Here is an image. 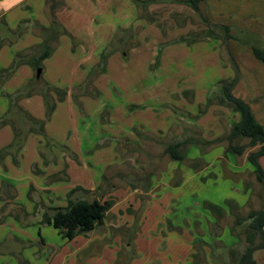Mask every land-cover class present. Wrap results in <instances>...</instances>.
<instances>
[{
	"label": "crops",
	"instance_id": "obj_1",
	"mask_svg": "<svg viewBox=\"0 0 264 264\" xmlns=\"http://www.w3.org/2000/svg\"><path fill=\"white\" fill-rule=\"evenodd\" d=\"M107 1L108 4L110 3V7L115 5L116 8L117 6L120 8L113 12L108 11L105 0H38L37 3H35V0H0V18H4L11 29H16L22 22L31 21L30 23L33 24L34 28L36 27L37 31V34L31 35L38 37V41L31 45L26 44L24 42L25 38L22 36L19 37L21 41L17 44V48L9 47L7 42L0 48V73L12 66L17 55L23 56L26 54V56L20 58L21 62L11 74L4 78L0 77V119L4 120L0 126V241L5 240L7 237L17 238L12 235V232H19L22 234L23 239H17L23 241L22 245L24 246L30 245V242H36L39 244L40 250L43 247L47 250L52 247L57 248L54 253H59L58 255L61 257L58 264H113L125 246V225L131 226L133 224L131 216L125 218V199L139 197L152 200L151 202L155 206L144 207L142 221H145L146 216L156 214L159 215L160 223L162 221L161 217L166 215L169 206H172V196L184 198L181 200L197 197L203 201L204 207L206 201L220 206L222 204H219V201L215 199H224L225 206L222 205L221 207L224 206L223 209L227 207L229 210L230 206L228 207L225 201L232 203L233 206L243 207L252 192V188L247 187L242 179L234 184L230 178H218L216 181L213 179L212 183L203 186L197 175L185 176V179L178 186H171L173 175L170 173H165L158 179L157 175L152 172L150 178L145 177L143 187H129L128 189L125 184H117L118 182L115 181L116 179H119V181L125 179V173L117 172L118 170L115 172V169L125 168V161L131 157L128 156L129 154L148 155L145 144L140 143L139 140L166 135L174 138L171 142L182 141L191 137L195 138L194 134H199V138L212 142L204 146L187 145L185 149L189 161L190 158L200 157L207 162L206 156L209 149H211L209 147L216 145L214 147L222 149V155L229 156L228 170L230 173L240 174L245 169L255 172V166L248 160H245L244 166H240L235 161L237 155L230 152L225 153L226 147L223 142L233 123L240 120V113L222 102L221 96H215L209 114L195 119L192 110L200 101L196 102L194 98L193 100H187L181 96L185 88L186 90L195 89L199 86L194 81H186L188 77L190 79L192 75H195L191 68L193 65L192 54L199 46L202 47L199 52H205L203 62L213 64L216 61V75L213 76L215 78L207 79L208 83L204 85L205 87L206 85L217 86L220 89L219 95H222L220 82L230 81L237 76L235 66L230 62V59L228 60L229 55L232 54L231 47L223 38L222 40L209 37L208 40L211 38V41H206L209 44L212 43V40H219V42H213V49H211L204 41L189 45L185 40V36L188 34L185 36L160 34L164 41L159 42L158 45L156 44L155 49L152 50L156 56L160 48L163 53L162 59L155 61V57L152 55L150 61L144 65V68L147 69L150 64V68L146 71L151 77L143 80H131L126 77L127 72L124 71L125 56L129 57V51L123 55L121 54V48H117L116 51H111L109 61H107L108 72L104 73H109L110 63L113 59L119 62L120 69L115 70L116 74L110 75L105 81L101 80L98 75L97 79L93 81L94 83H88V85L87 82H89L91 72L99 63L104 49L107 50L113 43L115 45L118 43L117 46L124 44L125 38L121 35L117 38L116 43L114 39L117 30H115L111 37L103 43L102 48L98 49L95 34L93 32L92 34H84L79 26H76L75 29H78V35L84 36V38L89 35L90 42L88 47H82L79 52V59L74 63L73 68L68 70V81L66 78L65 80L58 78L40 81L41 76L32 77L34 71L30 66L34 65V60L40 54V49L46 37L57 34L51 30L53 18L65 31L59 35L58 39L50 40L48 42L50 45L51 42H55V44L59 40L62 42L64 36L67 35L64 33L68 30L73 31L64 22L66 15H69L74 21L80 14L83 17L82 21L89 22L87 26L90 31H92V23H96V17H102L106 20L108 15L113 14L120 22L129 21L125 20L126 12L123 6L125 0ZM131 1L133 2V0ZM134 1V4L132 3L135 6L134 14L136 18L140 17V19L144 16H147L149 20L154 19V15L164 14L163 10L168 12L169 17L175 16L180 5L181 7L187 6L189 14L195 11L189 5H183V3L175 5L173 9L163 2L156 3L155 1V3L146 4V7H144L138 1L145 0ZM247 2H250V5L254 3L255 6L254 8L250 7L248 18L244 15L242 22L238 20L239 29L247 31L248 34H261L262 30L260 32L258 28L248 23V20L259 19L260 22L256 24L261 25V22L263 24L264 9L259 10V3L262 2H259V0H247ZM21 7L28 10L25 11ZM28 15L34 18L31 20ZM223 15H225L224 12ZM217 20L214 18L213 22L224 23L226 21L225 19L222 22ZM167 21L169 22V20ZM83 26L84 24L81 29H83ZM197 29L202 30V27H197ZM118 30L122 31L120 34H125L123 33L125 27ZM32 32L35 31L32 30ZM142 35L132 34L131 39L137 43L136 46L141 44V39L158 40V36L154 34ZM197 35L202 36L201 34ZM223 35L217 34L216 37L220 38ZM200 39H205V37ZM223 43L228 55L221 53ZM205 46H207L206 49H204ZM28 49L32 50L29 52ZM60 49L59 47L58 51ZM232 49L237 54L238 61L235 59L237 64H240L244 69H249L256 78L255 83L261 102L257 105L248 103L257 121L264 125V66L253 59V56H249L250 50L242 52L240 42L234 40ZM218 53L220 60L216 56ZM49 57L44 61L48 60ZM162 64L164 67L161 66ZM188 65H190L189 71L187 69ZM217 66L221 67L222 71L217 70ZM24 68L33 72L28 73L27 77L23 79ZM184 70L185 74H181ZM127 71L134 72L130 71L129 68ZM43 72L44 68H42V74ZM78 72L79 74H77ZM176 74L182 76L172 85L170 77ZM117 78L125 79V83L122 80L117 84ZM241 81L242 79L236 83L234 89L239 86ZM45 86L65 91L63 99L58 98L56 90L52 89L50 91V98L56 102L55 109L50 117H47L46 111ZM164 87L169 88V90H165L167 98L164 102L168 100V97H180L182 102L178 104L182 109L179 112H173L168 117V123L165 126L162 125L161 119L163 102L161 90ZM106 88H109L110 92H107ZM123 88H125V100H116L120 98V95H117L115 90ZM213 88L207 89L210 91ZM207 89L203 91L204 98ZM111 92L112 94L109 95ZM117 93L119 94V91ZM95 94L98 97H95ZM91 100L96 101L99 107H94L89 111L87 104ZM182 104H186V106L183 107ZM60 109H66L63 112L67 115L65 124L56 122L54 118ZM35 121L43 123V132L37 130ZM17 133L22 134L23 137L20 144L16 143ZM213 140L221 141L213 142ZM200 148L204 149L203 153H201ZM196 159L194 160L196 161ZM171 162L178 165L185 161L171 160ZM260 164L264 168V156L261 157ZM189 168L190 166L186 167V171ZM232 184L237 191L232 190ZM78 187L93 192L100 191L99 188H102L98 198L113 200L103 223L86 234L77 235L72 240L63 238L58 229L54 227L59 238L57 246L51 244L41 234L36 237L37 239H33L31 232L27 233L26 231L34 228V226L39 227V229L53 227L38 222H40L44 213L52 214L51 208L66 207L69 204V194ZM72 197L77 200L85 196L83 191L79 190L75 191ZM206 209L211 212L209 208ZM29 221L34 222L31 223L32 228L28 227L31 226L27 224ZM194 245L193 240L190 246L191 249ZM39 251L34 252V256L36 255L37 258L44 256V253L40 254ZM17 253L19 257L28 260L30 264L36 260V258L33 261L26 259L27 255L23 254L24 251H17ZM84 259L86 261L83 263ZM154 260L161 261L160 259ZM47 264H51L49 260ZM132 264L145 263L137 259ZM189 264H192V262Z\"/></svg>",
	"mask_w": 264,
	"mask_h": 264
},
{
	"label": "rangeland",
	"instance_id": "obj_2",
	"mask_svg": "<svg viewBox=\"0 0 264 264\" xmlns=\"http://www.w3.org/2000/svg\"><path fill=\"white\" fill-rule=\"evenodd\" d=\"M37 1L38 0H35V3H37ZM155 1L156 3L163 2L167 6H171L173 9L175 5L179 3L188 5L187 3L180 0H149L147 4L150 5L155 3ZM246 1L247 0H205L202 3L201 12L206 18L212 21L214 18L218 19V22H222V20L225 19L226 21H224V23L230 26V34H237V36L239 35L240 41L238 42L241 43L242 52H245V50H250L249 56H253L251 50L252 46H257L264 49V22L263 24L261 22V25H257L256 23L260 22L259 19L248 20V23L252 24L253 27L258 28L260 32L262 30L261 34H248L247 31L239 29L238 20L242 22L244 15L246 18H248L247 16L249 14L250 7L254 8L255 6L254 3L250 5V2L246 3ZM105 2L107 4L106 7L108 11L113 12L120 8H118V6L116 8L115 5L110 7V3L108 4L107 0H105ZM114 2H118V0H115ZM134 2V0L133 2L131 0H125L123 5L126 12L125 20L129 21L120 22L119 19H117L113 14L108 15L106 20H104L102 17H96V23L93 22L91 26L92 31H90L87 26L89 22H86V20L82 21L83 17L80 14H78V17H76L74 21L69 17V15H66L64 22L68 25V27H71L73 31L68 30V32H65L64 34H67L68 36H64L62 42L60 40L56 44L55 42H51V45H53V50L49 59L43 62L44 65L42 64L44 72L43 74L41 73L42 75L39 80L49 81L58 78L65 80L66 78L68 81V70L73 68L72 66L79 59V52L81 51L82 47H88L90 42L89 35H87L85 38L84 36L78 35V29H75L76 26H79L81 32L84 34H92V32L95 34V38L97 39L96 46L98 49H101L103 43L111 37L115 30H117L114 41L116 42L117 38L122 35L125 38L124 44L117 46L118 43L116 42V45L113 43L108 49L111 51H116L117 48H121V54L123 55L129 51V57L125 56L124 71L127 72L126 77L131 80H143L151 77V75L146 71L150 68V64L149 68L147 69L144 68V65L150 61L152 55H154L155 61H160L162 59L163 53L161 52L160 48L156 56L152 50L155 49L156 44L158 45L159 42L164 41L160 34H175L176 36H185L188 34L185 36V40L189 45L196 44L197 42L201 41H211V38L208 40L209 37L207 36L205 39L197 38V34H206L209 29V26L204 24L201 13L197 11L190 12V17L188 12L189 9H187L188 7H181L180 5L175 16L169 17L167 14L168 12L163 10L165 13L154 15V19L149 20L147 16L141 17L140 19V17L136 18L134 14ZM259 2H262L259 3V10L264 9V0H259ZM23 10L26 11L28 9L24 8ZM223 12L225 15H223ZM28 18L32 20L34 17L28 15ZM167 20H169V22ZM30 22L31 21L25 22L19 33L21 35L20 38L24 36V42L31 45L38 41V37L32 36L33 34H37V31L35 29L36 27L34 28L32 26L33 24ZM83 24V29H81ZM19 26L13 30H17ZM119 26L125 27V32H123L125 34H120L122 31L118 30L121 28ZM196 26L198 28L202 27V30L197 29ZM243 26H245V24H243ZM1 29L0 34H5L3 32L4 29ZM213 29L215 30L216 34H224L223 30H219L216 27H213ZM32 30L35 32H32ZM132 34H154L155 36H158V40L141 39V44L136 46L137 43L133 42L131 39ZM11 37L15 40H12V42H7L9 47L17 48V44L21 41L20 38L17 40L15 37ZM213 38L224 39L225 34L223 37ZM226 41L229 47H231L232 56H234V58L238 61L237 54L232 49L234 37L227 39ZM213 42H219V40H212L211 44L207 43L208 47L211 49H213ZM59 47L61 48L60 51H58ZM201 48V46L197 47L192 54L193 65L191 68L193 69L195 75H192L190 79L189 77L186 79V81H194V83L199 84V86L195 89L186 90L185 88L182 92L183 94H181V96L187 100H193L194 98L196 102L200 101V103L193 107L192 110V113L195 115V119H199L209 114L211 106L213 105L212 101H214V97L221 96L219 95L220 89L217 86H204L206 83H208L207 79L215 78L213 76L216 75V61L213 64H206L203 62L202 60L205 57V52H199ZM206 48L207 46H205L204 49ZM31 50L32 49H28L27 51L30 52ZM107 50L104 49L105 52L109 53L107 57V61H109L111 52ZM41 51L42 50L40 49V52ZM221 53L228 55L226 54L224 43L223 48L221 47ZM24 56H26V54H24L22 57ZM216 56H218V60H220L219 53ZM252 58L257 60L254 56ZM229 59L230 55L228 60ZM230 62L233 63L231 59ZM257 62H260L261 65L264 66L263 62L258 60ZM161 66L164 67L163 64ZM189 66L190 65H188L187 68L188 71ZM239 66L241 68V72L239 68V70L237 69L236 74H239V80L242 79V81L239 86H236V88L233 89V93L242 97L247 102L257 105V103L261 102V98L258 94L257 85L255 83L256 78L251 74L252 72L249 69H244L240 64ZM30 67L34 72L24 68L23 79L27 77L28 73L31 72H33L32 77L37 76V71L39 68H33V64ZM128 68L130 71L134 72H128ZM119 69V62L113 59L110 63L109 73H104L106 71L108 72L106 63L104 70L100 71L97 75L93 74L92 78L89 79L90 83L95 81L98 75L100 76L101 80L105 81L110 75L116 74L115 70ZM216 69L222 71V68L219 66H217ZM77 74H79V72ZM181 74H185V70L182 71ZM181 74H176L170 77L172 85H174L176 80L182 76ZM121 81L125 83V79L117 78L116 80L117 84H119ZM207 88L213 89L209 91ZM199 89L201 90L200 92ZM205 89H207V93L204 98L203 91ZM126 90H128V88H126ZM165 90H169V88L164 87L161 90L163 100L161 106V119L163 126L168 123V117L173 112H179L182 109L180 105H178L179 103H182L180 97H168V100L164 102L167 98V93ZM106 91L110 92V89L106 88ZM117 91H119V94ZM115 92L117 95H120V98L116 100H125V88L121 90L116 89ZM111 94L112 92L109 95ZM96 95L97 94H95V97H98ZM182 105L183 107L186 106V104ZM87 107L88 110L91 111L92 108L99 107V104L96 101L91 100V102L87 104ZM64 111H66V109L59 110L57 115L54 117L56 122L61 124L66 123L67 115L63 113ZM50 116L51 114H47V117ZM194 135L195 138H199V134ZM173 139L174 138L172 136L166 135L162 137H151V139L141 141L139 140L140 143L145 144L148 155L132 153L128 155L131 156L130 159H127L125 156L127 159L125 161V168L115 169V172L117 170V172H124L125 179L122 181L116 179L115 181L118 182L117 184H125V187L128 189L129 187H143L145 185V182H143L145 177L147 176L150 178V174L152 172L153 174L155 173L157 175L158 179H160V177L165 173H170L173 175L171 178V186L180 185L185 179V176L189 175H197L200 182L202 183L201 185L203 186L212 183L211 181L213 179L216 181L218 178H230L234 184H237L238 181L242 179L247 187L252 188V192L248 198V201L243 207L233 206L232 203L225 201L227 206H230L229 210L227 207H225V211H218L215 209L214 212H210L203 206V201L197 197H194L195 199L185 198V200H181L184 198L172 196L173 199H170L172 206H169L170 208L168 209L167 214L161 217L162 221L159 223V215L156 214H150L149 216H146L145 221H142L144 207L155 206L152 204V200L139 197L134 199H125V218L131 216V221L133 224L131 226L125 225V246L122 248L121 253H119L118 258L113 264H132L137 259L145 264H189L190 262H192V264H238L240 258L243 256L249 246H255L261 242L259 235H256L253 241L249 239L251 236V229L249 226L251 218L249 217V213L257 212L264 208V183L258 182L255 172H252L249 169L241 171L240 174L230 173L228 170L229 156L222 155V149L220 147H214L216 145L209 147L211 149H209V153L206 156L208 163L203 158L196 157L198 159L190 158V161L188 160L187 162L185 161L178 165L177 163L172 164V162L170 163L172 159L167 154H165L163 150L165 144L171 142ZM246 142H248V139L246 138L237 141L239 144ZM223 144L225 147H227V140H225ZM251 150L254 149L249 148L243 155L235 156V161L240 166H244L247 161V154ZM200 151L203 153L204 149L200 148ZM194 159H196V161ZM176 166L178 169H175ZM189 166L190 168L186 171V167ZM232 190L237 191L234 186L232 187ZM83 193L85 196L84 198H91L90 194H86L85 192ZM215 200L219 201V204L225 206L224 199ZM168 216L170 217L168 218ZM29 225L31 226L28 227L32 228V224ZM34 228L26 231L27 233L31 232V237L33 239H37L36 237L41 234L45 236L51 244H55L57 246L59 243V238L54 227H44L43 229H39V227L34 226ZM12 235H15L20 240L23 239L21 236L22 234L19 232H12ZM17 238L7 237L5 240L0 241V264H30L28 260L19 257L17 251H24L23 254L25 256L27 255L26 259H30V261H33L36 258L32 264H47L48 260L51 264L60 263L61 257L58 255L59 253H54L57 248L52 247L50 250H47V248L43 247V249L40 250L39 244L36 242H30V245L24 246L22 245L23 241H19ZM193 240L195 245L191 249L190 246L193 243ZM35 251H39L40 254L44 253V256L37 258L36 255L34 256ZM154 259H160L161 261ZM253 259L256 260L257 264H264V249L255 250L253 253ZM85 261L86 260L84 259L83 263Z\"/></svg>",
	"mask_w": 264,
	"mask_h": 264
},
{
	"label": "trees",
	"instance_id": "obj_3",
	"mask_svg": "<svg viewBox=\"0 0 264 264\" xmlns=\"http://www.w3.org/2000/svg\"><path fill=\"white\" fill-rule=\"evenodd\" d=\"M149 0L138 1L139 4L146 7V4ZM182 2L187 3L192 9L201 13L202 20L204 24H207L209 27L206 34H201V37H216L215 30L213 27L218 28L219 30H223L225 34L224 40L230 39L234 37V40L240 41L239 35L230 34V26L225 23H217L212 20L206 18L204 14L201 12L202 3L205 0H180ZM25 22H23L17 30L11 29L4 18H0V29H4L5 34H0V48L6 42H12L15 40L11 36L18 39L20 35V30ZM52 31L57 34L48 35L45 39L44 44L41 47V52L39 56L34 60L35 68H42L43 61L50 56L52 53L53 47L48 43L50 40L58 39L59 35L63 33L64 28L57 24L55 19L53 18ZM2 31V29H1ZM8 35V36H7ZM7 36V37H6ZM200 36L197 35V38ZM200 37V38H201ZM247 41V40H245ZM246 43V42H245ZM252 55L258 60L264 63V49L252 46ZM111 52V50H107ZM108 52L102 54L101 61L99 64L93 69L91 72V77L93 74H97L98 72L105 69L107 63ZM22 55H17L12 66L9 69L3 70L0 73V77L4 78L7 75L11 74L15 68L21 62ZM230 59L233 61V65L239 70V65L235 61L234 56L230 55ZM90 77V78H91ZM239 74L230 80L221 81L222 87V95L221 101L231 106L235 111L240 113V120L238 122L233 123L229 134L226 136L225 140H227V153H233L234 155L240 156L243 155L247 149L253 148L248 152L247 160L255 166V175L256 179L260 183H264V168L260 164L261 157L264 156V125L257 121L255 115L252 111L250 104L241 97L235 96L233 94V89L236 83L239 80ZM90 84L87 82V84ZM88 84V85H89ZM54 89L58 95L59 99H63L65 97V91L57 88H52L50 86H45V101L47 107V114L50 115L55 109V101L50 98V91ZM4 120L0 119V126L3 124ZM36 122V128L40 132L44 131V126L42 122ZM16 143L20 144L22 141V134L17 133L16 135ZM248 139V142L239 144L238 140ZM221 140H213V142H218ZM211 141H206L201 138H186L182 141L177 142H169L165 144L164 153L167 154L172 160L176 161H186L188 160L186 154V147L190 144H195L199 146H204L206 144H211ZM14 145V143H13ZM82 190L86 194H90L91 198H82V199H73L72 194L75 191ZM100 191H89L82 187H78L73 190L69 194V204L66 207H53L51 208L52 214L46 212L42 216L40 222L42 224H49L58 229L59 233L63 238L67 240L74 239L77 235L86 234L92 230H94L97 226L103 223L104 218L106 217L107 211L111 208L113 204L112 199L102 200V198H98V195L102 192V188H99ZM96 193V194H95ZM206 208H209L214 212L215 209L218 211L224 210L221 206L214 204L212 202L206 201L204 203ZM249 217L251 218V222L249 224L251 229L250 240L253 241L256 235H259L261 238V242L255 246H249L243 256L240 258L238 264H257L256 260L253 259V253L257 249H264V208L257 212H250ZM1 218V215H0ZM34 223L33 221H29L27 224ZM37 223V222H35Z\"/></svg>",
	"mask_w": 264,
	"mask_h": 264
},
{
	"label": "water",
	"instance_id": "obj_4",
	"mask_svg": "<svg viewBox=\"0 0 264 264\" xmlns=\"http://www.w3.org/2000/svg\"><path fill=\"white\" fill-rule=\"evenodd\" d=\"M41 73H42V69L39 68L38 71H37V77H40L41 76Z\"/></svg>",
	"mask_w": 264,
	"mask_h": 264
}]
</instances>
